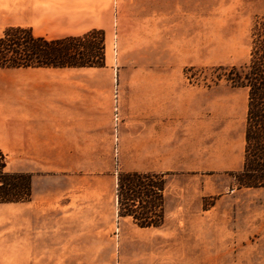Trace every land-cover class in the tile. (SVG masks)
Instances as JSON below:
<instances>
[{
  "label": "rangeland",
  "instance_id": "rangeland-1",
  "mask_svg": "<svg viewBox=\"0 0 264 264\" xmlns=\"http://www.w3.org/2000/svg\"><path fill=\"white\" fill-rule=\"evenodd\" d=\"M26 2L0 0V32L20 23ZM105 3L113 15L100 30L104 66L66 73L178 78L187 111L162 130L158 149L138 150L115 82L111 148L108 135L73 167L8 160L7 171L31 175L32 196L0 204V264H264V189L239 188L233 177L244 160L247 90L217 81L214 70L249 61L264 0ZM35 25L34 35L46 33ZM158 36L157 48L144 44ZM10 73L0 71V86ZM132 172L164 175L161 227L118 217L117 176Z\"/></svg>",
  "mask_w": 264,
  "mask_h": 264
},
{
  "label": "crops",
  "instance_id": "crops-1",
  "mask_svg": "<svg viewBox=\"0 0 264 264\" xmlns=\"http://www.w3.org/2000/svg\"><path fill=\"white\" fill-rule=\"evenodd\" d=\"M24 6L20 23L12 27L35 29V23H40L46 31L40 37L58 39L112 28L113 8L105 0H32L31 5L26 2ZM148 40L144 41L146 46L157 48L160 44L159 36L156 43L154 37ZM10 70L8 83L0 86V151L7 161L22 166L87 164L81 159L90 157L89 152L96 151L108 135L111 148L115 82L121 87L118 92L126 124L132 122L136 128L138 150L158 149L155 143L162 130L165 133L175 128L177 117L187 111V89L180 86L182 80L178 78L114 81L66 73L92 72L93 68Z\"/></svg>",
  "mask_w": 264,
  "mask_h": 264
},
{
  "label": "trees",
  "instance_id": "trees-1",
  "mask_svg": "<svg viewBox=\"0 0 264 264\" xmlns=\"http://www.w3.org/2000/svg\"><path fill=\"white\" fill-rule=\"evenodd\" d=\"M249 61L239 67H219L216 80L247 90L244 160L233 177L239 188L264 189V15L251 32ZM104 36L92 30L80 36L47 39L30 28L6 27L0 32V71L38 68H102ZM163 174L119 173L115 196L117 215L140 228L164 222ZM32 196L31 175L7 171L0 151V204L27 203Z\"/></svg>",
  "mask_w": 264,
  "mask_h": 264
}]
</instances>
